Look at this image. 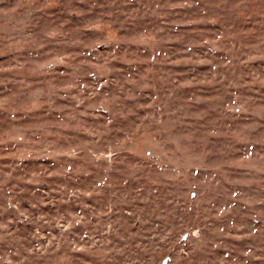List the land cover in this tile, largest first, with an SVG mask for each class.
<instances>
[{"label": "rangeland", "instance_id": "obj_1", "mask_svg": "<svg viewBox=\"0 0 264 264\" xmlns=\"http://www.w3.org/2000/svg\"><path fill=\"white\" fill-rule=\"evenodd\" d=\"M0 264H264V0H0Z\"/></svg>", "mask_w": 264, "mask_h": 264}]
</instances>
